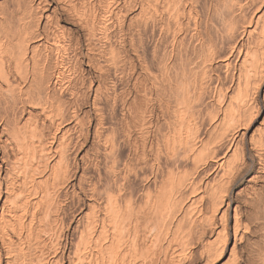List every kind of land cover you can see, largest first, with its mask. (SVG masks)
<instances>
[{
	"label": "bare ground",
	"instance_id": "1",
	"mask_svg": "<svg viewBox=\"0 0 264 264\" xmlns=\"http://www.w3.org/2000/svg\"><path fill=\"white\" fill-rule=\"evenodd\" d=\"M262 92L264 0H0V264H264Z\"/></svg>",
	"mask_w": 264,
	"mask_h": 264
},
{
	"label": "snow or ice",
	"instance_id": "2",
	"mask_svg": "<svg viewBox=\"0 0 264 264\" xmlns=\"http://www.w3.org/2000/svg\"><path fill=\"white\" fill-rule=\"evenodd\" d=\"M52 7L56 8L58 6L56 4H53ZM54 15L63 16L64 23H67L70 27L74 26L63 11L55 13ZM258 103L260 105L259 110L254 109L252 115L249 117V119L252 121L250 125L251 131L249 132V135H251V132L255 131L258 127L264 128V92H262L261 99L258 101ZM250 163L252 164L253 169H255V167L257 166V164L255 163V158Z\"/></svg>",
	"mask_w": 264,
	"mask_h": 264
},
{
	"label": "rangeland",
	"instance_id": "3",
	"mask_svg": "<svg viewBox=\"0 0 264 264\" xmlns=\"http://www.w3.org/2000/svg\"><path fill=\"white\" fill-rule=\"evenodd\" d=\"M117 111L119 112V113L117 112V114H119L118 116H120V109H118ZM87 147H89V148H90V149L88 148L89 150H91V149H92V146H91V144H89Z\"/></svg>",
	"mask_w": 264,
	"mask_h": 264
}]
</instances>
